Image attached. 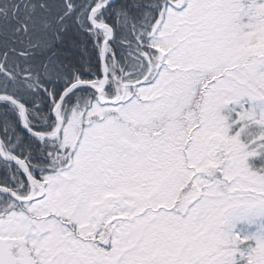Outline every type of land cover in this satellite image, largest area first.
<instances>
[{
  "label": "snow or ice",
  "instance_id": "1",
  "mask_svg": "<svg viewBox=\"0 0 264 264\" xmlns=\"http://www.w3.org/2000/svg\"><path fill=\"white\" fill-rule=\"evenodd\" d=\"M0 264H264V0H0Z\"/></svg>",
  "mask_w": 264,
  "mask_h": 264
}]
</instances>
